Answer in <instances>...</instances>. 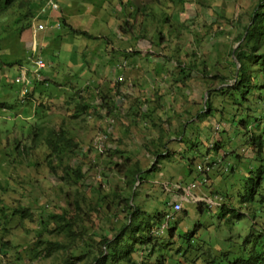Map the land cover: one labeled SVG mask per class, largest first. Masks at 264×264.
<instances>
[{"label":"rangeland","instance_id":"374dc122","mask_svg":"<svg viewBox=\"0 0 264 264\" xmlns=\"http://www.w3.org/2000/svg\"><path fill=\"white\" fill-rule=\"evenodd\" d=\"M36 1L42 5L46 2ZM54 1L58 10L46 16L50 24L60 23V28L36 32L30 22V29L22 35V41L2 51L11 54L10 60L22 58L23 66L4 69L0 76V104L6 107L0 109V199L8 208H28L30 218L4 238L9 245L0 248V264H67L69 250L77 254L95 251L97 243L105 236H114L124 222L125 200L131 193L124 174L134 166L143 173L141 183L136 182L135 197L129 202L152 215L178 201L188 185L194 182L199 185L183 199L181 209L169 222L176 223L183 232L197 220L190 202L193 194L197 198L216 196L237 208L238 191L249 176L248 169L259 164L260 158L246 144L250 133L245 136L233 128L226 112L222 116L214 111L213 115L202 116L200 112L208 92L232 82L236 69L233 61L236 64V60L231 54L237 46L236 38L259 0H181L168 13H172L176 23L183 24L176 25L172 18V22L169 19L168 24L172 23L167 32L170 39L163 38L158 46L150 38L155 31H146L147 36L135 45L138 52L135 62L121 70L114 68L123 59L119 51L130 45L129 37L117 31L123 18L118 11L124 0ZM95 1L100 9L94 7ZM129 1L137 7L151 5L150 0ZM63 3L69 8L64 9ZM108 5L114 9L112 14ZM159 9L151 5L150 10L157 15L153 24L157 26ZM68 19L72 23L67 22ZM82 26L86 35L77 34ZM178 33L180 38L175 40ZM100 34L111 41L110 45ZM178 49L176 58L173 50ZM182 54L190 65H198V70L204 69L210 74L202 77L194 70L181 83L178 78L182 76L174 66ZM37 56L45 63V69L40 71L45 82L35 88V93L41 94L29 93L26 102L21 103L14 78L21 69L26 70L31 75L28 77L31 81L29 92H32L33 83L38 81L30 68ZM212 75L215 78H210ZM102 97L111 107L108 113L98 107ZM227 97H214V107L219 110L224 105L229 111L231 100ZM253 97L248 96V99ZM81 98L92 107L80 112L77 118H71ZM255 101L249 102L252 110ZM141 107L149 114L142 112ZM95 108H98V115ZM38 110L39 115L36 114ZM260 111L263 120L264 108ZM143 113L148 117L141 118ZM35 125L62 127L78 144L75 155L66 164L71 169L81 167V180L71 173L67 178L61 165L52 173L44 160L47 150L41 141L35 143L26 158L12 154L13 140L20 141V145L34 146L29 130ZM106 131L110 132L109 139L96 147L95 140ZM180 134L183 142L178 138ZM215 144L218 146L213 150L211 147ZM164 147L175 151V155L169 159L157 158L166 150ZM260 154L264 159V143ZM157 159L158 167L151 171ZM203 178L206 179L204 183ZM114 191L119 193V200L112 198ZM217 206L210 208L211 214L216 212ZM64 211L77 221L74 231L79 234L73 238L56 229L61 222L51 218ZM250 211L241 205V212ZM209 220L207 215L201 221L207 223ZM257 221L264 226V212ZM12 222H17V218ZM165 232L159 234L165 235ZM212 232L213 229L211 237L214 236ZM38 238L71 247L67 249L66 246L50 258L34 260L33 249ZM41 249L42 246H38V250Z\"/></svg>","mask_w":264,"mask_h":264},{"label":"trees","instance_id":"16d2710c","mask_svg":"<svg viewBox=\"0 0 264 264\" xmlns=\"http://www.w3.org/2000/svg\"><path fill=\"white\" fill-rule=\"evenodd\" d=\"M150 2L151 5L160 8L158 26L153 24V18L157 15L150 10L151 5L132 8L128 5L130 3L126 2L119 11L123 18L117 25V31L123 36L129 37L127 39L130 43L128 49L132 51L136 43L147 36L145 32L148 30L155 31L150 35V38L156 46L163 38L170 39L167 32L172 26V23L168 24L169 19L171 21L172 13H168V11L176 3L182 1L150 0ZM42 6V2L36 0H0V76H3L4 69L23 66L22 58L10 60L11 54H5L2 51L22 41V35L30 29L31 19ZM41 17L47 18L46 15ZM61 21L64 25L66 24L65 20ZM173 22L180 26L183 24L182 22L176 23L174 19ZM173 30H177V28ZM77 34L86 35V32L80 31ZM179 38L178 33L174 39L178 40ZM2 42L7 43L3 45ZM236 42L237 46L231 54L236 60V64L233 61V66L234 68L236 66V69L232 82L208 92L200 113L202 116L214 113L222 116L226 112L233 128L242 131L245 136L250 133L246 144L253 148L260 161L255 167L248 169L249 176L245 179L242 187L244 192L241 188L237 195L239 206L235 208L230 203L225 204L222 199L210 203L209 199L214 197L197 198L193 194L190 202L194 205L192 208L195 209L197 220L190 229L183 232L176 226V223H169L178 211L166 221V215L172 210V205L166 210L155 212L152 215L129 202L135 197L134 188L136 182L141 183L140 175L143 173L136 166L130 167L125 170L124 174L126 187L131 190L130 198L125 200L124 222L117 228L114 236L109 238L105 236L101 239L97 243L95 251L87 250L77 254L69 250L70 255L65 260L67 264H264V226L263 222L258 223L257 221L264 212V159L260 154L264 143V118L261 120L262 112L260 111L264 108V0H259L254 5L248 16V23L237 36ZM119 53L123 60L131 57L130 52L121 50ZM173 54H176V58H178L179 49L173 50ZM191 55L195 57L193 53ZM173 56L175 57V55ZM185 57L186 55L180 56V60H177V64L175 63L174 66L177 68L179 76H182L178 78L181 83H184L194 70L202 77L210 74L204 69L198 70V65H190ZM28 76L31 78V75L28 74ZM43 77L46 79L44 74ZM210 78L215 77L212 75ZM43 82H34V89L29 93L41 94L40 92L35 93V88L38 84L43 85ZM217 95L228 96L227 99L231 100L229 111H226L224 105L219 110L214 107L213 98ZM248 96H254L251 99L256 100L253 110L249 105L251 99H248ZM41 105L40 103L39 107ZM91 107L81 98V102L75 104L76 111L71 115V118H77ZM98 107L104 109L106 113L111 109L106 98L103 97ZM4 108H6L5 104H0V109ZM140 109L142 112H146L145 107ZM97 110L98 108H95L98 115ZM213 111L214 113H212ZM80 112L81 114H79ZM146 113L149 114L148 111ZM146 113L140 114V117H148ZM36 114H40L39 110ZM166 123L167 126L168 123ZM166 132L169 133V130ZM29 133L32 134L34 146L20 145V141L13 140L11 143L13 155L26 158L29 151L35 148V143L41 141L47 150L44 160L52 173H55V169L61 165L67 178H69V173L77 180L83 178L81 167L76 166L71 169L66 164V161L75 155L78 144L67 135L65 129L35 125L29 130ZM178 138L180 142H183L181 134ZM195 145L196 143L192 146ZM217 146L215 144L211 148L216 150ZM165 149L163 153L157 155V158L169 159L175 155V151ZM158 163V159L153 162L151 171L158 167ZM53 164L59 165L54 166ZM181 189H179V193ZM242 193L246 194L242 196ZM112 198L119 200V193L114 191ZM216 204H218L217 210L211 214L209 210ZM241 205L247 206L251 210L250 213L241 212ZM76 208L79 209L78 204H76ZM28 212V208L24 207L8 208L0 199V248L9 245V242H6L4 238L9 236L13 229L18 228L25 219L30 218ZM182 212L184 213L185 209ZM207 215L210 216L209 222H202L201 220H205ZM14 218H17L15 223L12 222ZM51 218L54 219V222H61V224H57L56 229L64 232L67 236L73 238L79 234L74 231L77 221L73 216L68 217L65 211L60 215H51ZM163 225L164 228H162ZM44 227H46L45 224ZM211 229L214 231L212 237L210 236ZM163 231H166L165 235L159 234ZM219 233L223 234L222 238L217 236ZM178 238L179 242H177ZM35 245L32 257L34 260L50 258L65 250L66 246L67 249L71 247V245H64L56 241H43L39 238ZM40 245L42 249L38 250Z\"/></svg>","mask_w":264,"mask_h":264},{"label":"built area","instance_id":"2783aa9c","mask_svg":"<svg viewBox=\"0 0 264 264\" xmlns=\"http://www.w3.org/2000/svg\"><path fill=\"white\" fill-rule=\"evenodd\" d=\"M58 10V4L54 0H46L45 4L41 7V9L38 11V13L35 15V17L31 20V24L33 27L34 31H46L47 29H58L60 28V25L58 22H52L51 24L49 23L48 18H46V21L43 20L41 16L48 14L49 12H55ZM41 17L42 20H39ZM42 21V22H41ZM45 69V63L43 59L40 56L35 57L31 61V68L30 72L33 76V78L38 81V82H43V78L40 75V71ZM14 83L19 86V98L20 102L24 103L26 102V97L28 96L29 93V88L31 86V81L28 77V73L26 70L21 69L19 74L14 78ZM46 84V83H45ZM110 132L106 131L103 134L100 135L95 140V146L96 147H101L103 144L107 142L109 139ZM206 177V176H204ZM206 182V179L203 178L202 183ZM197 188H199V185L197 183H192L188 185L185 190L183 189V192L181 196L179 197L178 201H174L172 204V210L168 215H166V221L170 218V216L179 211L181 209V203L185 197H187L191 192L195 191ZM216 200H221V198H218L214 196V198L209 199V202L212 203ZM164 228V225L162 226Z\"/></svg>","mask_w":264,"mask_h":264},{"label":"crops","instance_id":"0c3cea01","mask_svg":"<svg viewBox=\"0 0 264 264\" xmlns=\"http://www.w3.org/2000/svg\"><path fill=\"white\" fill-rule=\"evenodd\" d=\"M104 2L105 1H107V0H103ZM111 1V0H110ZM96 2V1H95ZM101 2V1H100ZM126 2H129L130 4H128L129 6H131L132 8H134V7H137V6H135L134 4H132L129 0H124V2L122 3V6H125L124 4L126 3ZM72 3H74V2H72ZM64 4V3H63ZM65 6H64V9H66V8H69V5L67 4V3H65L64 4ZM127 5V4H126ZM109 6V9H110V11H111V14L113 13V11H114V9H113V7H112V5H108ZM94 7H96L97 9H100L99 7H97V2L95 3V5H94ZM120 9V8H119ZM103 10V9H102ZM119 12V11H118ZM72 21H73V18H72ZM102 23H104L103 22V18H102ZM67 22H69V23H72L71 22V20H67ZM83 26H82V28H81V32L82 31H84L83 30ZM100 37L101 38H104V39H106V41L108 40V44L111 42L109 39H107V37H105V36H102V34H100ZM110 45V44H109ZM117 49V48H116ZM113 50H114V48H113ZM124 51H127V52H130L131 53V57L130 58H128V59H126V60H120V63L119 62H117L116 64V66H115V68L117 69V70H121L122 68H125L126 66H128V65H130V63H132V62H135V57L138 55V52L135 50V48H133V51L132 50H130V49H128V48H126ZM120 52V51H119ZM122 63V64H121ZM125 64V65H124ZM118 67V68H117Z\"/></svg>","mask_w":264,"mask_h":264},{"label":"bare ground","instance_id":"6f19581e","mask_svg":"<svg viewBox=\"0 0 264 264\" xmlns=\"http://www.w3.org/2000/svg\"><path fill=\"white\" fill-rule=\"evenodd\" d=\"M115 63H116V62H115ZM119 63H120V61H119ZM121 64H122V63H121ZM116 65H117V64H116ZM116 65H115V66H116ZM124 65H125V64H124ZM114 68H115V67H114ZM117 68H118V67H117ZM115 69H116V68H115Z\"/></svg>","mask_w":264,"mask_h":264}]
</instances>
